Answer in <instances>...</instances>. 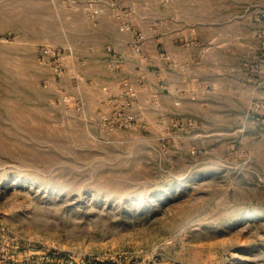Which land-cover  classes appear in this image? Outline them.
I'll return each instance as SVG.
<instances>
[{
    "label": "rangeland",
    "instance_id": "1",
    "mask_svg": "<svg viewBox=\"0 0 264 264\" xmlns=\"http://www.w3.org/2000/svg\"><path fill=\"white\" fill-rule=\"evenodd\" d=\"M131 1L0 0V244L264 264V0Z\"/></svg>",
    "mask_w": 264,
    "mask_h": 264
},
{
    "label": "built area",
    "instance_id": "2",
    "mask_svg": "<svg viewBox=\"0 0 264 264\" xmlns=\"http://www.w3.org/2000/svg\"><path fill=\"white\" fill-rule=\"evenodd\" d=\"M132 90V87L129 86ZM0 264H163L157 256L128 255L124 252H112L101 255L87 253L74 254L59 250L36 249L18 243L0 244ZM167 264H174L167 262Z\"/></svg>",
    "mask_w": 264,
    "mask_h": 264
},
{
    "label": "crops",
    "instance_id": "3",
    "mask_svg": "<svg viewBox=\"0 0 264 264\" xmlns=\"http://www.w3.org/2000/svg\"><path fill=\"white\" fill-rule=\"evenodd\" d=\"M120 1V0H119ZM126 4H134L133 1L129 0H124ZM238 21L239 22H247L249 25V29H253L252 33L257 34L259 37H263L264 39V8L262 9H255V12L249 11L248 13L241 14L238 13ZM264 42V41H263ZM126 45L131 43V39L125 40L124 42ZM123 43V44H124ZM235 106V104H234Z\"/></svg>",
    "mask_w": 264,
    "mask_h": 264
}]
</instances>
